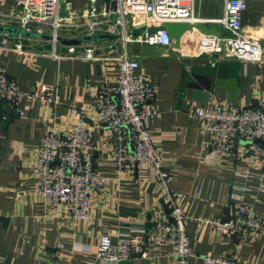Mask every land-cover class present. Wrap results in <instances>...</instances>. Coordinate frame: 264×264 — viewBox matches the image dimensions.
<instances>
[{
    "label": "crops",
    "instance_id": "0c3cea01",
    "mask_svg": "<svg viewBox=\"0 0 264 264\" xmlns=\"http://www.w3.org/2000/svg\"><path fill=\"white\" fill-rule=\"evenodd\" d=\"M21 0H0V25L20 10ZM76 14L90 0H67ZM101 5L105 0H97ZM241 17L244 36L263 48L259 63L218 58L182 56L190 47L178 48L129 44L127 52L137 59L136 73L154 85L153 105L160 117L148 121V129L172 173V190L181 194L180 205L195 218L224 220L232 202L253 206L264 217V163L249 161L246 143L239 141L231 153L219 158L212 152L209 134L198 120L188 116L193 107H204L212 98L231 106L255 107L264 93V0H244ZM225 0H193L196 20H217L224 15ZM13 27V26H12ZM187 34L182 39L185 41ZM22 51L16 52L15 45ZM68 46L52 41L0 33V68L25 94L42 86L54 89L51 101L23 99L20 116L0 102V264H111L97 258L101 235L113 245L122 238L148 231L146 223L163 210L148 166L125 173L109 160L108 130L88 120L92 134L95 170L111 181L93 198L86 221L75 222L60 206L44 202L37 187L34 162L36 147L48 130L60 132L72 121L70 108H88L100 84L114 81L116 58L123 52L117 40ZM96 47L97 60H84L86 48ZM248 170L249 178L236 173ZM150 228V227H149ZM191 241L188 264H202L203 256L232 257L237 264L264 263V234L250 244H236L217 229L186 225ZM169 247H151L145 258L116 264H174Z\"/></svg>",
    "mask_w": 264,
    "mask_h": 264
},
{
    "label": "built area",
    "instance_id": "2783aa9c",
    "mask_svg": "<svg viewBox=\"0 0 264 264\" xmlns=\"http://www.w3.org/2000/svg\"><path fill=\"white\" fill-rule=\"evenodd\" d=\"M59 3L60 0H21L19 12L4 20L10 27L26 33L48 34L55 44L57 38L78 39L107 34L121 43L123 52L115 60L114 81L100 84L94 103L88 108L71 107L72 121L64 130H48L38 143L33 169L41 199L52 206L60 205L70 220H87L93 198L111 183L94 167L92 134L88 125V120L93 119L108 130L109 160L117 170L130 173L140 165L148 166L163 210L152 216L150 228L141 235L124 237L115 245L109 236L101 235L97 248L99 260L124 263L147 257L151 247H169L175 256L174 264H188L189 258L194 257L190 237L185 231L189 222L217 229L240 245L250 244L263 235L264 217L243 202L229 205L227 221L195 218L184 211L180 205L181 194L171 188L174 176L165 170L160 150L147 125L151 118L160 117L153 105L156 89L145 75L136 73L139 62L126 49L135 43L173 48L174 42L165 29L155 33H149L148 29L160 28L163 23H202L217 26L223 32L205 34L189 28V37L180 45L183 43L191 49L189 52L184 50L182 56L207 57L212 66L218 58L259 63L263 60L261 44L246 38L242 32L245 1L225 0L223 17L208 21L194 18L193 0H105L101 5L97 0H90L88 7L76 14L70 1L66 0L65 16L59 15ZM14 49L21 52L22 45H15ZM95 51L96 47L86 48L82 58L97 60ZM68 53L74 54L75 48L68 47ZM52 92L53 88L42 86L36 93L25 94L0 68V102L9 105L20 116L23 115L19 110L23 99L50 102ZM187 114L200 122L203 133L210 135L212 152L219 158L231 153L237 142L242 141L246 143L249 161L264 163V146L256 142H264V93L255 107L231 106L212 98L204 107H191ZM236 174L251 177L248 170ZM200 259L202 264H237L227 256H203Z\"/></svg>",
    "mask_w": 264,
    "mask_h": 264
},
{
    "label": "water",
    "instance_id": "95a60500",
    "mask_svg": "<svg viewBox=\"0 0 264 264\" xmlns=\"http://www.w3.org/2000/svg\"><path fill=\"white\" fill-rule=\"evenodd\" d=\"M189 28H194L199 30L202 33L205 34H218L219 32H223L219 27L210 25V24H202V23H196L193 25H190L187 22H180V23H163L160 28H154L151 27L148 29L149 33H155L158 29H165L168 37L170 40L174 42L173 46L178 48L180 45V42L187 34V31ZM0 33L5 35H11V36H19L24 38H35L40 40H46L51 41L52 37L48 34H35V33H26L22 30L18 29L17 27H8L4 25H0ZM94 36H83L78 39H61L57 38L56 41L60 43L61 45L73 47V46H80L82 44L91 43ZM99 40H109L111 37L107 34H101L98 36ZM258 144H261L264 146V142L256 141ZM165 210V209H164ZM225 218L224 220L227 221L229 219V210L228 208H225L224 210ZM150 223H146V228L149 229Z\"/></svg>",
    "mask_w": 264,
    "mask_h": 264
},
{
    "label": "rangeland",
    "instance_id": "374dc122",
    "mask_svg": "<svg viewBox=\"0 0 264 264\" xmlns=\"http://www.w3.org/2000/svg\"><path fill=\"white\" fill-rule=\"evenodd\" d=\"M65 1L66 0H60V3H59V15L60 16H65L66 15V13H65ZM129 33V35H130V31L128 32ZM98 36L99 35H96V36H94V38L92 39V42L94 43V42H101V41H103V40H99L98 39Z\"/></svg>",
    "mask_w": 264,
    "mask_h": 264
}]
</instances>
